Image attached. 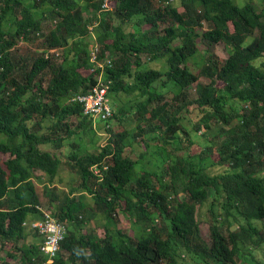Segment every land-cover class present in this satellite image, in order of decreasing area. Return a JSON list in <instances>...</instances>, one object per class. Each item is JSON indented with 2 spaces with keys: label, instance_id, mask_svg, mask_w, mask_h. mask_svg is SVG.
Listing matches in <instances>:
<instances>
[{
  "label": "trees",
  "instance_id": "16d2710c",
  "mask_svg": "<svg viewBox=\"0 0 264 264\" xmlns=\"http://www.w3.org/2000/svg\"><path fill=\"white\" fill-rule=\"evenodd\" d=\"M103 1L0 0V264H237L245 251L252 256L264 243V0H109L101 11ZM45 19L53 24L40 34L41 51L15 48ZM93 37L112 81L113 114L105 145L90 151L74 137L106 123L93 126L70 98L99 73L82 71L94 67ZM220 42L225 58L214 52ZM191 103L200 115L188 129L181 111ZM126 114L134 128L116 130ZM201 127L198 143L189 133ZM195 142L199 152L190 154ZM153 146L162 147L159 163L147 159ZM62 158L77 178L62 201L49 195L48 210L75 230L48 257L30 223L40 216L38 172L50 185ZM100 162L107 167L97 176L89 167ZM208 200L209 243L197 218ZM87 210L88 221L101 218V236L81 232ZM119 211L132 236L118 228Z\"/></svg>",
  "mask_w": 264,
  "mask_h": 264
},
{
  "label": "rangeland",
  "instance_id": "374dc122",
  "mask_svg": "<svg viewBox=\"0 0 264 264\" xmlns=\"http://www.w3.org/2000/svg\"><path fill=\"white\" fill-rule=\"evenodd\" d=\"M236 1L238 3H240L241 0H236ZM252 1L258 4L259 0H252ZM177 2H178V0H177ZM179 9L182 10L181 7ZM88 14L89 13H86L85 15H88ZM52 24L53 23L49 22V20H47V19L43 20L42 31L39 32L38 34H36L35 38L32 40L24 41L23 39H21L20 41L17 42L15 48H19L21 51H23V53H27V54H32L33 52L41 51L42 50L41 44L43 42V37L40 34L41 33H43V34L47 33ZM124 28L126 31H128L130 29L129 25H124ZM230 29L232 30V27ZM224 47L225 46L222 42L218 43L215 46L214 52L220 58L227 57V53H226V50ZM203 48H204V46L201 43H199V51L201 54L204 53ZM142 58H143V60H145V55H142ZM200 59H201V56L197 55L196 57H194V59H191V63H195V61L199 62ZM161 62H163V60L160 62L152 61V63H150L149 65L157 67L161 64ZM89 70L88 71L82 70V71L84 74H88ZM193 70H194V72H197L195 68H193ZM198 82L207 83L208 79L200 76L198 79ZM195 85H196V83H193L189 88V89H191L189 92L191 97H195ZM221 85H222V82L217 81L216 86L220 87ZM167 89H171L173 91H176L171 87H169ZM115 97L116 96L112 97L113 103H115L116 106H118L120 104V101L119 100L116 101ZM110 100H111V98H110ZM130 104H131V102L127 103V105H130ZM133 114H131V115L126 114L125 116L122 117L121 122H119V123L115 122L114 125H115V128H117L116 130H121V129H123V127L127 128V129L134 128L136 122L134 120ZM181 115L183 116V119H182L183 124L185 126H187L188 129H190L192 127L190 124L187 123L188 118L191 120H196V119L198 120L200 112H199V109L197 108V105L195 103H191L188 105L187 109H183L181 111ZM129 116H132L133 118L129 117ZM70 120L74 124H77L78 119L75 116L71 117ZM201 129H203V128L201 127L200 130L197 131L198 135H196V133H194L192 131H190V133H189L190 137L198 143L201 141V137H199ZM100 132H101V130H100ZM146 137H147V135H143L142 137H139L138 138L139 143H141V140L145 139ZM74 140L83 143L85 146L84 148L92 151V150L96 149L98 147V145L101 144L102 138H101L100 134L95 133L93 135L91 133H86V134L76 135L74 137ZM196 142L192 143V145L190 146V148H189L190 154H196L199 152V145ZM155 143H156V141H150L151 145H153ZM187 144H188V142L184 141L182 143L181 147L184 149V147ZM142 148H143L142 144L140 146H137V150L135 151L134 154L138 155L140 152H142V150H143ZM161 149H162V147H160V146L151 147L149 150V154L147 156V159H149L152 162L159 163L157 161V154L162 153ZM179 153H183V151H179ZM0 156L3 158L6 157L2 154H0ZM59 156H61V155H59ZM209 157L211 158V160L213 162L216 161L218 159L217 152L213 149L212 152L209 154ZM147 159L143 160L144 165H146V166L148 165V168H152V164H147V162H146ZM62 162L63 163H61L59 170H58V173H57V176L54 178L53 183L49 182L50 185H48V181H47L46 176L42 172H40V171L38 172V174H42L41 175L42 181H40V182L38 181L36 183V189H37V193H38L39 198H40V207L43 209L51 208V205L49 203V195L50 194L55 195L57 197L56 198L57 200L55 202L62 201L64 198V194L69 193L70 185L74 184V181L77 178L75 172L67 164H65V162L63 161V158H62ZM210 169L213 172L220 170V168L218 166H213V165L210 167ZM45 186H47V193H45ZM75 198L78 199L79 196L76 195ZM84 200L88 201V203L90 205H92L91 197L86 196ZM208 204H209V200L206 201L205 203L197 206L198 207L197 218H198V222H199V234H200V237L207 243H209V241H210L209 228H208L209 213L207 212ZM90 213L91 212L89 210H87V213L85 215L83 214L84 220H86V224L81 229L82 230L81 232L84 233L85 231H88V230H94V232L97 235L101 236L103 232H102L101 228L100 229L98 228V226H99V224L101 225L102 220H101V218H95V216H93L91 221H88L89 220L88 215ZM117 218H118V228L120 230L125 231L126 233H128L129 235L132 236L133 233L130 231V223L124 217L123 213L119 211ZM66 226H67V229L71 227L75 230L73 223L70 224L69 222H67ZM251 252H252V256L249 255V253H247L245 251L243 257H241L237 261V264H264V243H262L261 245H259L256 248L251 249ZM1 254H3V253H1ZM13 263L16 264L15 262H13ZM162 264H165V263L162 262Z\"/></svg>",
  "mask_w": 264,
  "mask_h": 264
},
{
  "label": "built area",
  "instance_id": "2783aa9c",
  "mask_svg": "<svg viewBox=\"0 0 264 264\" xmlns=\"http://www.w3.org/2000/svg\"><path fill=\"white\" fill-rule=\"evenodd\" d=\"M110 10L109 0H104L101 4V11ZM93 28L90 27L89 33L94 36ZM98 44L93 37L89 45V60L94 64L93 68H90V73L99 69V73L94 76V82L89 86L88 90L84 93L75 94L71 101L77 102L83 111V114L91 119L93 126L96 125L98 119L104 124V131L102 134L108 138L109 134L105 129L108 128V119L112 116L113 110L111 106V100L109 97V90L111 87V79L104 77L105 63L98 60ZM100 164H93L90 166V171L101 176V169L105 166ZM41 216L38 219L33 220L30 226L34 228L39 235L42 236L43 241L41 244V250L48 256H55L60 250V243L66 235V223L62 220L54 217L47 209L39 208ZM26 225V223H24Z\"/></svg>",
  "mask_w": 264,
  "mask_h": 264
},
{
  "label": "clouds",
  "instance_id": "9594fccd",
  "mask_svg": "<svg viewBox=\"0 0 264 264\" xmlns=\"http://www.w3.org/2000/svg\"><path fill=\"white\" fill-rule=\"evenodd\" d=\"M89 73H90V71H89ZM76 94H80V93H76ZM74 95H75V94H73V96H74ZM73 96H72V97H73ZM72 97H71V98H72ZM71 98H70V101H71ZM111 101H112V100H111ZM73 102H74V101H73ZM111 104H112V102H111ZM111 106H112V105H111ZM112 110H113V109H112ZM82 114H83V111H82ZM83 115H84V114H83ZM84 116H85V115H84ZM86 117H87V116H86ZM87 118H88V117H87ZM100 130H101V132H100ZM100 130L97 129V130H96V133H97V134H100V136H101V138H102L101 145H105V142H106L107 138H106L105 135L102 134V131H104V129H100ZM105 130H106V129H105ZM107 133L109 134L108 131H107ZM94 164H96V163H94ZM97 164H100L101 166H105V165L102 164L101 162H100V163H97ZM92 165H93V164H92ZM92 165H91V166H92ZM101 166H100V167H101ZM105 167H107V166H105ZM89 170H90V167H89ZM39 208H40V206L38 207V209H39ZM47 210H48V209H47ZM39 211H40V209H39ZM48 211H49V210H48ZM40 216H41V211H40ZM40 216H39L38 218H40ZM54 217H55V216H54ZM38 218H37V219H38ZM59 220H60V219H59ZM62 221H64V222L66 223V220H62ZM24 225H25V224H24ZM66 228H67V226H66ZM67 230H68V229H67ZM66 233H67V231H66ZM65 236H66V235H65ZM65 236H64V237H65Z\"/></svg>",
  "mask_w": 264,
  "mask_h": 264
}]
</instances>
